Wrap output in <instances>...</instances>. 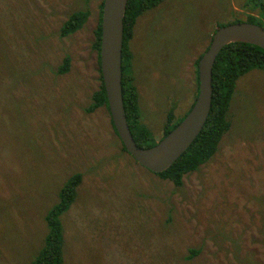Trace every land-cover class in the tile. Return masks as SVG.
Here are the masks:
<instances>
[{
    "label": "rangeland",
    "instance_id": "rangeland-1",
    "mask_svg": "<svg viewBox=\"0 0 264 264\" xmlns=\"http://www.w3.org/2000/svg\"><path fill=\"white\" fill-rule=\"evenodd\" d=\"M102 1L0 0V264H31L45 217L78 173L58 217L60 264H264V70L238 76L216 152L175 186L123 149L105 106L88 110L100 86ZM80 10L89 17L61 37ZM236 22L264 25V10L161 0L137 16L123 64L149 140L189 110L197 60L218 27Z\"/></svg>",
    "mask_w": 264,
    "mask_h": 264
},
{
    "label": "trees",
    "instance_id": "trees-1",
    "mask_svg": "<svg viewBox=\"0 0 264 264\" xmlns=\"http://www.w3.org/2000/svg\"><path fill=\"white\" fill-rule=\"evenodd\" d=\"M160 1L161 0H127L125 15L123 18V46L121 66L123 105L127 123L133 138L139 147L144 148L154 145L156 141L149 140V138H151V134L146 129V127H144L142 124L139 125L138 123L139 114L137 107V94L135 87L132 84L131 76L124 72L123 56L125 43L132 35L133 24L137 16L144 10L157 5ZM250 2H252L256 7L258 6L264 10V0H250ZM102 3L103 1L100 3L97 23L94 28L95 40L93 43V46L98 54L97 59L99 65ZM89 14V10H80L71 14L61 25L59 35L63 37L79 29L89 17ZM251 18L253 20L255 19L253 16H251ZM256 24L264 27V25H262L260 22ZM198 60L196 64H198ZM68 68L69 57L66 56L60 68L61 70L59 71L65 72L68 70ZM254 68H260L264 70V49L261 47L245 42H233L222 47V49L217 54L212 68L211 107L203 128L195 137L190 146L186 149V151H184L165 171L156 173L161 179L170 180L175 186H180L182 185L183 176L185 174L197 170L200 165L206 163L216 152L223 134L230 127L227 110L231 95L233 93L235 81L239 75ZM99 77L100 86L91 94L92 100L88 107L89 111H92L100 106H105L107 110H109L100 68ZM196 84V91L198 92V70L196 71ZM180 120L171 123V120L168 119L167 123L165 124L162 137L173 127H175ZM141 142H144L146 145H142ZM122 147L124 150H126L123 144ZM80 181L81 174L78 173L72 176L61 189L59 202L45 217L48 226V233L45 237L44 244L37 252L31 264L61 263L62 235L60 226L61 221L58 219V217L73 201L75 187L80 183Z\"/></svg>",
    "mask_w": 264,
    "mask_h": 264
},
{
    "label": "water",
    "instance_id": "water-1",
    "mask_svg": "<svg viewBox=\"0 0 264 264\" xmlns=\"http://www.w3.org/2000/svg\"><path fill=\"white\" fill-rule=\"evenodd\" d=\"M127 0H103L99 45L100 71L114 128L124 148L154 173L165 171L193 142L208 117L212 99V68L223 46L245 42L264 49V27L236 22L218 27L198 60V92L186 115L150 147H139L127 123L122 98L123 18Z\"/></svg>",
    "mask_w": 264,
    "mask_h": 264
},
{
    "label": "flooded vegetation",
    "instance_id": "flooded-vegetation-1",
    "mask_svg": "<svg viewBox=\"0 0 264 264\" xmlns=\"http://www.w3.org/2000/svg\"><path fill=\"white\" fill-rule=\"evenodd\" d=\"M99 67H100V65H99Z\"/></svg>",
    "mask_w": 264,
    "mask_h": 264
}]
</instances>
